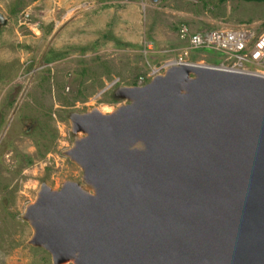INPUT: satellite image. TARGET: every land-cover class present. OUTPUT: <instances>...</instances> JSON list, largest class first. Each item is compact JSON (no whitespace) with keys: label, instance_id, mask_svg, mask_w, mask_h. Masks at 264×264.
Wrapping results in <instances>:
<instances>
[{"label":"water","instance_id":"water-1","mask_svg":"<svg viewBox=\"0 0 264 264\" xmlns=\"http://www.w3.org/2000/svg\"><path fill=\"white\" fill-rule=\"evenodd\" d=\"M113 95L69 113L84 185L40 184L29 243L52 264H264V74L170 64Z\"/></svg>","mask_w":264,"mask_h":264},{"label":"rangeland","instance_id":"rangeland-1","mask_svg":"<svg viewBox=\"0 0 264 264\" xmlns=\"http://www.w3.org/2000/svg\"><path fill=\"white\" fill-rule=\"evenodd\" d=\"M0 11V264H52L48 250L29 243L22 214L42 182L84 185L64 152L70 112L128 102L113 91L147 82L178 57L181 22L264 27L263 0H0ZM217 56L205 49L184 58L219 65Z\"/></svg>","mask_w":264,"mask_h":264},{"label":"built area","instance_id":"built-area-1","mask_svg":"<svg viewBox=\"0 0 264 264\" xmlns=\"http://www.w3.org/2000/svg\"><path fill=\"white\" fill-rule=\"evenodd\" d=\"M256 27V24L242 23L198 30L181 22L177 35L182 46L178 57L172 61H190L184 58L190 51L207 49L218 53L222 67L264 74V27L260 31ZM167 63L164 67L170 65Z\"/></svg>","mask_w":264,"mask_h":264},{"label":"bare ground","instance_id":"bare-ground-1","mask_svg":"<svg viewBox=\"0 0 264 264\" xmlns=\"http://www.w3.org/2000/svg\"><path fill=\"white\" fill-rule=\"evenodd\" d=\"M168 63L171 64V65H172V64H178V63H188V64H191V65H192V64H197L196 62H193V61H186V62H185V61H181V62H177V61H169ZM168 63H167V64H168ZM202 64H204V63H202ZM257 72H258V71H257ZM258 73L263 74L262 72H258Z\"/></svg>","mask_w":264,"mask_h":264},{"label":"trees","instance_id":"trees-1","mask_svg":"<svg viewBox=\"0 0 264 264\" xmlns=\"http://www.w3.org/2000/svg\"><path fill=\"white\" fill-rule=\"evenodd\" d=\"M221 1H223V0H221ZM264 1V0H263ZM134 84L136 83V82H133Z\"/></svg>","mask_w":264,"mask_h":264}]
</instances>
